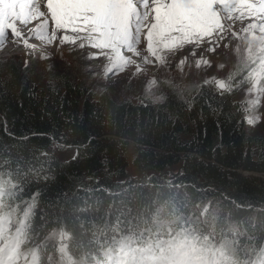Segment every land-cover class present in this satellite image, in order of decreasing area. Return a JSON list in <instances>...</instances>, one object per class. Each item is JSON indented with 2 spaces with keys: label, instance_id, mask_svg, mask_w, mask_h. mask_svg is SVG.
Masks as SVG:
<instances>
[{
  "label": "trees",
  "instance_id": "trees-1",
  "mask_svg": "<svg viewBox=\"0 0 264 264\" xmlns=\"http://www.w3.org/2000/svg\"><path fill=\"white\" fill-rule=\"evenodd\" d=\"M253 65L233 68L228 91L200 82L132 102L31 58L1 60L0 246L19 244L17 264L33 251L38 264L65 252L73 264H164L182 246L204 264H264V179L242 173L264 175V132L237 97Z\"/></svg>",
  "mask_w": 264,
  "mask_h": 264
},
{
  "label": "snow or ice",
  "instance_id": "snow-or-ice-1",
  "mask_svg": "<svg viewBox=\"0 0 264 264\" xmlns=\"http://www.w3.org/2000/svg\"><path fill=\"white\" fill-rule=\"evenodd\" d=\"M8 36L32 51L57 41L60 45L94 49L89 55L109 61L106 73L135 64L132 57L152 64L190 45L194 46L191 56L202 47L214 53L221 46L228 47L230 40L247 41L248 59L253 64L260 59L264 67V57L254 53V49L264 52V0H0V42ZM31 39L39 43H29ZM195 63L198 68L201 64L210 66L203 53ZM141 67L138 64L137 71ZM253 74L259 75L255 70ZM212 82L220 90H230L224 80L213 77ZM255 84L254 79L253 88ZM258 119L249 116L247 123L251 125ZM7 231L0 229V236ZM19 247L11 238L0 246V264H17ZM66 247L61 251L65 252ZM121 252L128 255L123 248ZM65 258L67 264H72L66 252ZM32 259L38 264L35 251Z\"/></svg>",
  "mask_w": 264,
  "mask_h": 264
},
{
  "label": "rangeland",
  "instance_id": "rangeland-1",
  "mask_svg": "<svg viewBox=\"0 0 264 264\" xmlns=\"http://www.w3.org/2000/svg\"><path fill=\"white\" fill-rule=\"evenodd\" d=\"M71 35V33H69ZM251 39V37H249ZM12 38L8 36L4 42L7 47H13L10 43ZM29 43H39L36 39L29 40ZM194 46H186L184 49L169 53L165 56L163 62L155 61L152 64H144L140 58L132 57L136 61L135 64L123 66V69L113 68L111 72L106 73L105 68L109 66V61L103 57H93L89 55L95 51L91 48H79L78 45L63 44L57 42L43 47L40 51H32L21 44H15L14 52L0 51V61L12 58L14 62H18L21 58H31L35 61L37 69L42 70L43 74L49 71L58 72L65 77L73 78L81 85L91 88L98 93H104L112 96L117 101L130 100L139 102L144 99L160 101L163 97L165 87H172L177 92L181 89H190L200 82L206 80L212 82V78L216 80H224L231 86L233 68L238 64H248L251 60L248 59V53L245 51L247 41L230 40L228 47L221 46L214 53L204 51V48L197 49L196 56H191L190 52ZM264 47V45H261ZM210 61L209 65H203L198 68L196 60L201 57ZM254 53L261 57L264 52H258L254 49ZM43 54V55H42ZM126 56H131V53H124ZM185 57L187 59L185 60ZM264 57V56H263ZM181 60H185L183 64ZM142 67L137 71V65ZM220 65H223L221 67ZM253 70L259 73L254 76ZM251 75V81L241 86L237 93L240 99L247 108L248 116L258 117L259 119L253 124H248L249 129L254 133L264 132V67H261L260 59L256 60L248 75ZM247 75V76H248ZM256 84L253 88V80ZM214 83V82H213ZM215 84V83H214ZM216 85V84H215ZM240 86V85H239ZM257 104H253V100H257ZM130 152L134 151L132 142H129ZM68 152L67 154H70ZM62 158L67 157L64 153H58ZM133 171V170H132ZM246 176L260 177L264 179V175L249 171H242ZM56 249L61 250L64 246V236L60 232L54 233ZM176 257L180 259L174 260L176 257H163L164 264H185L184 256L193 257L201 260V255H192L186 246L177 249ZM61 259V260H60ZM52 260V256L46 257L49 264H67V260L60 258ZM73 264V263H72Z\"/></svg>",
  "mask_w": 264,
  "mask_h": 264
},
{
  "label": "clouds",
  "instance_id": "clouds-1",
  "mask_svg": "<svg viewBox=\"0 0 264 264\" xmlns=\"http://www.w3.org/2000/svg\"><path fill=\"white\" fill-rule=\"evenodd\" d=\"M164 207L161 206L160 208L157 209L155 215H159L160 213H162L164 211ZM70 235V234H69ZM181 235H183V232H178L177 233V238H179ZM225 242H230V241H225ZM202 243L204 244H207L209 246L212 245V242L209 240L208 236L205 235L203 240H202ZM224 246V242L221 243L220 247H223ZM259 252H264V242H260L259 245ZM230 264H258V262L255 260V258H251L250 260L248 259H241L240 261H236V260H232L230 262Z\"/></svg>",
  "mask_w": 264,
  "mask_h": 264
},
{
  "label": "bare ground",
  "instance_id": "bare-ground-1",
  "mask_svg": "<svg viewBox=\"0 0 264 264\" xmlns=\"http://www.w3.org/2000/svg\"><path fill=\"white\" fill-rule=\"evenodd\" d=\"M4 42V41H3ZM12 45H13V47H7L6 46V43H4V44H1V46H0V51H2V49H3V52H14V50H15V44L16 43H18V44H21L22 46H24L22 43H19V42H14L13 40H11V42H10Z\"/></svg>",
  "mask_w": 264,
  "mask_h": 264
}]
</instances>
